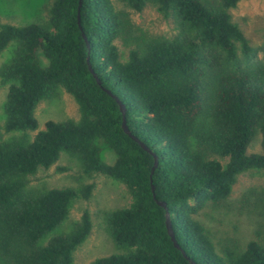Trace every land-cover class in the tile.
Here are the masks:
<instances>
[{
	"label": "trees",
	"instance_id": "1",
	"mask_svg": "<svg viewBox=\"0 0 264 264\" xmlns=\"http://www.w3.org/2000/svg\"><path fill=\"white\" fill-rule=\"evenodd\" d=\"M120 1L135 11L153 3L174 33L135 38L122 58L116 40L132 38V24L111 0H52L43 22L0 21V53L12 46L0 66L9 134L0 138V264H73L91 230L88 211L59 227L93 184L29 186L63 151L130 194L104 214L119 252L88 264H264V239L218 246L197 217L229 197L238 174L264 169V43L251 45L232 20L239 0ZM58 87L79 117L39 129L36 105ZM257 134L260 151L248 153Z\"/></svg>",
	"mask_w": 264,
	"mask_h": 264
},
{
	"label": "rangeland",
	"instance_id": "2",
	"mask_svg": "<svg viewBox=\"0 0 264 264\" xmlns=\"http://www.w3.org/2000/svg\"><path fill=\"white\" fill-rule=\"evenodd\" d=\"M117 10L127 14L132 24V38L126 42L119 38L116 44L122 58H126L128 48L134 39L156 35L170 36L174 24L163 16L153 3H147L141 11H135L120 0H111ZM52 0H0V21L15 25L29 22H43ZM231 18L236 22L251 45L259 47L264 43V0H239L230 9ZM12 54L9 45L0 53V66ZM43 63L46 59L39 55ZM7 84L0 81V138L4 132L3 103ZM38 128L44 127L46 120L78 119V107L73 97L62 87L51 97L41 99L35 108ZM36 131L31 132L34 134ZM260 151V134L252 139L247 152ZM102 158L111 163L114 153L102 150ZM92 183L88 198L79 196L73 200L68 215L59 230H68L87 210L91 219L88 237L74 250L73 264H88L93 259L119 252L111 240L105 225L106 211L129 204L130 194L123 183L103 173H84L78 160L67 152H61L58 160L48 168H39L29 177V186L36 189L50 187L74 188ZM217 209L211 206L203 209L197 217L206 225L218 246L241 245L249 239H264V169L251 168L237 175L229 197L221 201Z\"/></svg>",
	"mask_w": 264,
	"mask_h": 264
},
{
	"label": "water",
	"instance_id": "3",
	"mask_svg": "<svg viewBox=\"0 0 264 264\" xmlns=\"http://www.w3.org/2000/svg\"><path fill=\"white\" fill-rule=\"evenodd\" d=\"M79 4H80V2H79ZM77 20H78V22H79V13L77 14ZM83 36H84V38H85V35H84V34H83ZM97 81L100 83V81H99L98 78H97ZM117 100H118L119 107H120L121 111L124 112V109H125L124 104H123L118 98H117ZM122 125H123L124 130H125L127 133L130 134V132L128 131V129H127L126 125H125V122H123ZM154 158H155V163H154V165H155V164H156V156H154ZM157 202H158L159 204L165 206V203H164L163 201H157ZM166 226H167L168 233L170 234L171 239L174 241V244H175L176 246H178L177 243H176V241L174 240V236H173V233H172V230H171V226H170V222H169L168 214H166Z\"/></svg>",
	"mask_w": 264,
	"mask_h": 264
}]
</instances>
